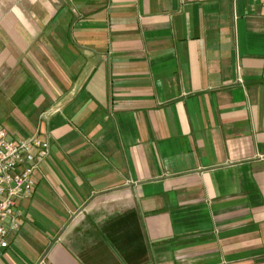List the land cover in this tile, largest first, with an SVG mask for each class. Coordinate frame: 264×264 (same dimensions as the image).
Returning a JSON list of instances; mask_svg holds the SVG:
<instances>
[{
    "label": "crops",
    "instance_id": "crops-1",
    "mask_svg": "<svg viewBox=\"0 0 264 264\" xmlns=\"http://www.w3.org/2000/svg\"><path fill=\"white\" fill-rule=\"evenodd\" d=\"M0 128V264H264V0H0Z\"/></svg>",
    "mask_w": 264,
    "mask_h": 264
},
{
    "label": "built area",
    "instance_id": "built-area-1",
    "mask_svg": "<svg viewBox=\"0 0 264 264\" xmlns=\"http://www.w3.org/2000/svg\"><path fill=\"white\" fill-rule=\"evenodd\" d=\"M47 153V141L32 135L14 142L0 128V250L7 247L8 235L18 230V202L32 193V172Z\"/></svg>",
    "mask_w": 264,
    "mask_h": 264
}]
</instances>
